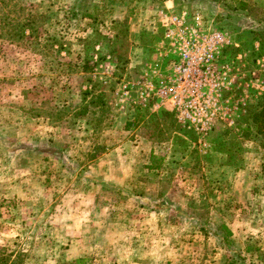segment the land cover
Here are the masks:
<instances>
[{"label": "rangeland", "instance_id": "obj_1", "mask_svg": "<svg viewBox=\"0 0 264 264\" xmlns=\"http://www.w3.org/2000/svg\"><path fill=\"white\" fill-rule=\"evenodd\" d=\"M162 1L0 0V264H264V0H173L235 44L206 133L145 88Z\"/></svg>", "mask_w": 264, "mask_h": 264}, {"label": "built area", "instance_id": "obj_2", "mask_svg": "<svg viewBox=\"0 0 264 264\" xmlns=\"http://www.w3.org/2000/svg\"><path fill=\"white\" fill-rule=\"evenodd\" d=\"M164 43L174 59L168 75L144 82L160 107L173 112L179 122L206 133L215 115L221 80L228 71L224 50L235 45L228 34L212 26L198 13H157Z\"/></svg>", "mask_w": 264, "mask_h": 264}, {"label": "trees", "instance_id": "obj_3", "mask_svg": "<svg viewBox=\"0 0 264 264\" xmlns=\"http://www.w3.org/2000/svg\"><path fill=\"white\" fill-rule=\"evenodd\" d=\"M25 38H26V35H25V30L23 28L20 29L17 32H13V35L11 36V39H13L12 41H20V40H23ZM262 47H264V40L262 42ZM228 49L229 48H226L225 51H227ZM263 114L264 113H262V116H263ZM253 124L255 126H259L258 115L257 114H254V116H253ZM261 127L264 130V123H263V121L261 122ZM83 262H84L83 258H77V259L73 260L70 264H82Z\"/></svg>", "mask_w": 264, "mask_h": 264}, {"label": "crops", "instance_id": "obj_4", "mask_svg": "<svg viewBox=\"0 0 264 264\" xmlns=\"http://www.w3.org/2000/svg\"><path fill=\"white\" fill-rule=\"evenodd\" d=\"M174 8H175V4H174L173 0H163L162 5L160 7L155 8V10H156L155 12L158 13L161 10V11H167V12L171 13V12H174L173 11ZM156 21H158V23H159L158 16H157ZM135 24L138 25L137 27L140 28L142 26H145L147 24V22H146V20L141 21L138 19V22H135ZM159 25H160V23H159Z\"/></svg>", "mask_w": 264, "mask_h": 264}]
</instances>
